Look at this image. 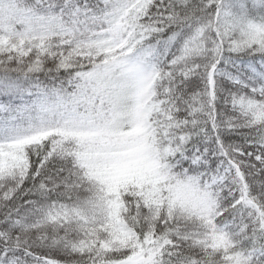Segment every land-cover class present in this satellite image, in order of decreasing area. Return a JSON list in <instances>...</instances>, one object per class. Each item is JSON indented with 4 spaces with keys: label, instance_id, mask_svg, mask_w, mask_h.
<instances>
[{
    "label": "snow or ice",
    "instance_id": "obj_1",
    "mask_svg": "<svg viewBox=\"0 0 264 264\" xmlns=\"http://www.w3.org/2000/svg\"><path fill=\"white\" fill-rule=\"evenodd\" d=\"M0 264H264V0H0Z\"/></svg>",
    "mask_w": 264,
    "mask_h": 264
}]
</instances>
